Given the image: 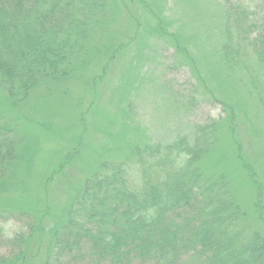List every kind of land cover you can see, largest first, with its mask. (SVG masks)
I'll list each match as a JSON object with an SVG mask.
<instances>
[{"label": "rangeland", "instance_id": "obj_1", "mask_svg": "<svg viewBox=\"0 0 264 264\" xmlns=\"http://www.w3.org/2000/svg\"><path fill=\"white\" fill-rule=\"evenodd\" d=\"M139 1L110 0L118 10L108 12L94 45L75 55L71 75L41 78L24 102L0 84V123L14 125L21 140L10 175L0 181V209L36 216L41 227L32 253L40 248L44 256L48 227L64 218L104 160L127 163L136 175L138 144L192 138L210 119L220 121L218 142L198 167L235 195L250 229L264 235V66L252 60L256 78L246 68L228 72L223 0ZM156 12L165 30L138 35L136 24L143 27ZM2 225L9 235L26 230L23 216ZM7 251L1 242L0 253ZM64 264L89 260L68 256Z\"/></svg>", "mask_w": 264, "mask_h": 264}, {"label": "trees", "instance_id": "obj_2", "mask_svg": "<svg viewBox=\"0 0 264 264\" xmlns=\"http://www.w3.org/2000/svg\"><path fill=\"white\" fill-rule=\"evenodd\" d=\"M252 1L223 0L227 38L222 51L230 74L246 68L256 78L252 60L264 66V0ZM111 10L118 8L110 0H0L4 90L24 102L44 82L41 78L58 81L71 75L75 55L94 45ZM149 15L152 20L143 27L136 24L138 35L165 30L162 21H167L158 12ZM219 122L196 125L192 138L138 144L133 149L136 175L127 163L104 160L64 218L48 227L44 256L40 248L30 251L41 227L36 216L0 209V244L8 247L0 253V264H64L68 256L89 264H264V235L250 229L235 195L198 167L218 142ZM13 126L0 123L1 182L18 156L20 132ZM21 216L26 230L9 235L2 223Z\"/></svg>", "mask_w": 264, "mask_h": 264}]
</instances>
